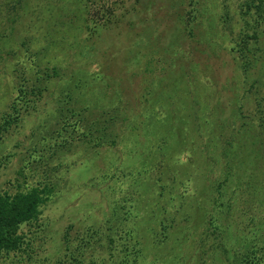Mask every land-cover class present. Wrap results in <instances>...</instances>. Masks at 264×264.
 <instances>
[{
  "label": "trees",
  "instance_id": "1",
  "mask_svg": "<svg viewBox=\"0 0 264 264\" xmlns=\"http://www.w3.org/2000/svg\"><path fill=\"white\" fill-rule=\"evenodd\" d=\"M232 3L237 4L236 10ZM38 4L47 6L46 13L33 12ZM90 4L106 8L104 21L90 17ZM209 8L223 29L229 30V49L245 76V96L252 94L254 102L249 112L239 104L237 94L225 104L229 91L225 83L221 86L222 70L206 57L214 53L212 33L202 31L206 15L212 13ZM50 13L52 20H48ZM43 14L41 23L65 21L72 31L74 45L68 67H75L70 74L75 91L83 89L81 78L92 77H86L85 68L100 70L92 77L98 82L91 84L95 85L89 95L92 100L85 104L81 93L74 97V90L65 87L57 105L41 119L49 127L38 129L39 138L27 151L20 148L25 138L14 140L8 148L4 142L8 133L12 138V133L25 127L26 119L40 112L54 81L69 75L55 64L49 44H36L37 38L25 33L24 25L29 27L35 15ZM235 21H239L238 27ZM6 41L16 45L13 52L3 49ZM128 49L130 54H125ZM0 58L11 61V79L3 87L7 109L0 111V176L23 152L17 169L22 182L18 181L13 191L0 189V264H99L85 259V247L100 241V233L107 229L115 232H106V241L114 244V234H118L130 243L136 232L132 200L138 201L137 191L151 186L160 191V200L166 193L172 195L166 205L157 199L151 211V220H163L162 238H168L171 224L168 218L158 219V212L167 211L173 199L183 208L186 196L196 194L197 215L188 220L189 227L202 234L200 242L207 245L203 251H221L230 264H264V0H0ZM75 70L79 80L73 79ZM205 81L213 88L212 113L203 115L205 128L210 130L207 145L211 146L210 159L217 158L221 168L212 165L209 173L218 174L208 176L209 182L204 179L201 185L191 171L179 181L165 159L176 144L186 140L180 125L186 119L179 123L174 112L179 90L186 82L198 88ZM193 100L190 108L197 116L199 102ZM168 123V130L176 132L169 145L163 131ZM53 157L56 162L49 164ZM209 164L208 160L206 166ZM136 166L135 175L131 170ZM71 167L82 175L86 167L93 168L90 179L80 186L86 193L85 203L75 207L82 213L88 206L91 212L84 216L86 223L96 220L92 211L97 205L91 203L100 193L90 187L98 176L102 181L119 180L122 173L128 183H123V200L112 201V212L96 229L97 223L87 224L84 235L77 233L75 238L71 233L76 226L70 223L60 235L54 232V238L38 244L37 234L48 228L51 207L54 214L82 194L72 188L64 191L69 180L63 171ZM35 175L39 177L31 185ZM203 175L201 172L200 177ZM175 182L182 188L179 197L174 195ZM121 200L125 202L122 205ZM223 213H227V221ZM51 242L54 253L40 257L51 248ZM137 244L122 249L123 264L136 263Z\"/></svg>",
  "mask_w": 264,
  "mask_h": 264
},
{
  "label": "rangeland",
  "instance_id": "2",
  "mask_svg": "<svg viewBox=\"0 0 264 264\" xmlns=\"http://www.w3.org/2000/svg\"><path fill=\"white\" fill-rule=\"evenodd\" d=\"M217 1V0H216ZM155 1H151V5L154 4ZM235 2V0H234ZM90 17L96 20L105 19V14H107L106 8L99 7L97 4H90ZM158 6H163L162 4ZM215 6V5H213ZM212 7V6H211ZM233 10L238 8L236 3H232ZM47 6L45 4H38L34 6V11L37 12L42 10L46 13ZM212 13L209 12L208 15L205 17V24L202 28L203 34L210 35L212 33V48H214V53L212 55L206 54L207 59L217 68H220L223 73V77L221 79V86L223 83L227 86L226 93L227 96L223 99L228 104L229 100L232 96L237 94L239 104H244L246 106L247 112L249 108H254V102L252 100V94L249 96H245V83H244V74L242 69L238 67L237 60L232 55L229 49L230 43V35L228 34L229 30L223 29V24L219 20V17L214 13L213 8H209ZM56 11V9H54ZM43 15H35V20L30 22L29 27L24 25L25 33L30 34L31 36H35L37 38L36 44L46 45L49 44L52 48V54L54 55V62L58 64V66L62 67L64 70L63 72L69 73V75H63L61 79L55 80L54 84L51 88L50 93L46 94L45 100H43L42 108L40 112L31 115L28 119H26L25 127L19 128L17 132L15 131L12 133L13 135L10 138L11 134L8 133L6 139V145L8 148L12 147L13 141L17 139L25 138L24 146H21L23 151H27L29 145H31L37 138H39L38 129L42 126L49 127V124L45 121H41L42 118L47 117V110H49L53 104L54 106L57 105L56 101L62 97V91L66 87L68 90H74V97H79V94L82 95V104H85L88 100H92V96L90 92H93L94 86L91 84H97L98 79H92L93 75L97 73L99 69L94 68H85L84 73H86V77L91 78L89 80H85L81 78L80 82L83 84V89L81 91H75V85L73 80L70 79V74L74 72L75 67H68L70 65V59L72 54V31L68 28L65 21H55L54 23L51 22L49 25L47 23H41V18ZM49 19L52 20L51 13L49 14ZM137 16L133 18L135 20ZM211 23V24H210ZM128 24V21H127ZM208 24V25H207ZM235 24L240 25L239 21H235ZM127 34V33H126ZM129 42H127L126 46ZM206 42L203 43V45ZM15 46L13 41H6L3 42L2 47L5 51L10 50L11 52L14 51ZM130 50L128 49L125 54L129 53ZM124 50L121 52L123 54ZM206 52V48H205ZM11 61H7L0 58V111L6 110V103H7V94H5L4 86L6 87L11 79L10 68H8V64ZM110 67L111 65L108 64ZM68 68V69H67ZM100 71V70H99ZM98 71V72H99ZM119 74L121 71L117 70ZM75 77L78 79V70H75ZM97 80V81H96ZM90 85V86H89ZM3 88V89H2ZM223 88V87H222ZM67 90V89H66ZM65 90V91H66ZM88 91V92H87ZM212 95H213V88L209 81H205L204 83L200 84L198 88H195L190 83H184L182 88L179 90V96L174 103L175 107V115L177 114L178 122L182 119H186L184 124H180L183 126V131L185 134L186 140H183L180 145H175L172 151L167 155L166 162L170 163V171L174 173V175L178 176L179 181L184 180L187 176V172H195V180L199 184H203V180L206 179L209 182L208 176L215 177L218 172L216 173H209L211 171V166L214 165L215 168H221V163L217 158L210 159L211 156V146H208V139L210 135V130L205 128L203 115H210L212 113ZM193 98H196L199 102L197 105L198 114H196L191 110L190 105L192 103ZM91 102V101H90ZM172 106V105H171ZM171 106L167 109V112L170 114V109L172 110ZM229 114V113H228ZM1 115V114H0ZM1 117V116H0ZM212 117H215L212 116ZM203 119V120H202ZM180 123V122H179ZM170 123L164 126V132H166V137L169 139L168 145L170 143H174L175 138V131H170L169 129ZM55 129V122L54 127L51 130ZM213 132V129H212ZM152 138L154 139L153 135ZM42 137L40 138V140ZM42 141V140H41ZM54 141V140H50ZM51 152L46 153L47 156L50 157ZM107 152L103 153V156L106 158ZM23 152L20 153L16 159L12 161L11 164L1 173L0 176V189L1 188H9L10 190L15 189V184L19 181L20 183L23 180V176L18 174L17 169L21 167L22 162L20 161ZM48 159V157H45ZM49 164H54V157L49 159ZM180 160V161H179ZM209 160V166H206V162ZM48 161V160H47ZM121 162L117 164V166H121ZM122 167V166H121ZM119 167V168H121ZM199 168V170H198ZM93 168L86 167L82 170V174H79L80 171L73 169L72 167L69 171H63V177L68 178L69 188L65 189L64 191H69L72 188V192H76L77 190H81L80 186L83 185L84 182L88 181L90 178L88 174ZM197 170V171H196ZM129 171V170H126ZM133 174H137V166L135 170H131ZM74 172V173H73ZM203 172V178L200 177V173ZM27 175V173H26ZM32 177V175H28ZM120 179L114 180L107 179L106 181H102L101 176H98L94 182L98 184L96 186L92 185L90 189L97 190L100 195H97L94 200H92L93 205H97L96 209H93V213L95 214L96 220H90L86 223V218L84 217L85 214L87 216L89 208H82L84 212H79L75 210L77 206L81 205L85 200V191L81 190L82 194L76 197L74 200H71L69 203L60 207V209L54 210V206L51 208V212L47 214L48 228L45 231L39 232L36 238V242L38 244L42 243L43 241H50V238H54V232L58 235L64 232V229L70 224H74L76 227L72 230V236L75 238L77 237V233L84 235L85 226L87 224L94 225V229L98 227L99 224H102L111 212H112V201L117 200V198H122L124 192L122 189L125 188V183L123 174L120 173ZM169 176V175H168ZM39 175H35L32 178L31 185H34V181L37 180ZM131 177L129 180L131 181ZM133 180V179H132ZM177 181V180H176ZM125 183V184H123ZM29 184V185H30ZM172 184V183H171ZM174 188V195L176 197L180 196L182 188L180 184L175 182L173 185ZM151 189V190H150ZM150 189L140 190L137 191L135 194V198L138 200H132L131 210L134 211V215L132 218L134 220L133 230L136 231L133 233V238L131 242L124 241V239H120L118 234H114L115 236V243L111 244L110 242L106 241L107 236L105 233L107 232L109 235L115 231L106 230L105 232L100 233V241H96L91 243L89 246L85 247V259L90 261L91 259L97 260L99 264L105 261V264H123V253L122 249H125L128 244H130V248L136 243H138L135 247L139 250L137 254L138 260L135 262L129 261L127 264H230L226 255L221 251L215 250L208 252L203 251L206 249L207 245H203L200 242L201 232H195L189 226L191 225V221L189 219H193L197 214L195 213V197L196 194L187 195L183 202V208L177 207L176 200H172L170 204L166 206L165 212L160 211L157 214L159 218H168L167 223L171 224L168 228V238L165 236L162 238L161 228L163 227V220H151V211L154 209V205L157 199L160 200L159 193L154 186H151ZM134 187L131 189V193H134ZM169 190V189H168ZM64 193V192H63ZM85 194V195H84ZM172 195L170 193H166L164 197L161 198L162 204L166 205L167 200ZM120 201L119 203H125L124 201ZM85 203V202H84ZM118 203V205H119ZM62 204V203H61ZM122 205V204H121ZM60 204L58 203V207ZM73 208V213L71 209ZM156 211V210H154ZM55 216V217H54ZM227 213H223L222 217L225 218L227 221ZM133 220H131L133 222ZM151 226V227H149ZM150 229V230H149ZM89 235V234H88ZM100 242V243H98ZM51 248L47 249L46 252H43L40 257L44 258L45 254H53L54 253V243L51 242ZM74 246L76 241L73 242ZM111 245V246H110ZM113 253L110 256V253Z\"/></svg>",
  "mask_w": 264,
  "mask_h": 264
}]
</instances>
